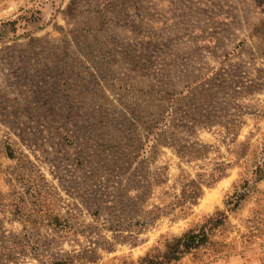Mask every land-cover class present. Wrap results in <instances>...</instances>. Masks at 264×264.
<instances>
[{"label": "rangeland", "instance_id": "rangeland-1", "mask_svg": "<svg viewBox=\"0 0 264 264\" xmlns=\"http://www.w3.org/2000/svg\"><path fill=\"white\" fill-rule=\"evenodd\" d=\"M264 167V0H0V264H136ZM218 244L264 264V178Z\"/></svg>", "mask_w": 264, "mask_h": 264}, {"label": "trees", "instance_id": "trees-1", "mask_svg": "<svg viewBox=\"0 0 264 264\" xmlns=\"http://www.w3.org/2000/svg\"><path fill=\"white\" fill-rule=\"evenodd\" d=\"M252 174H254L253 179L242 180L238 188L225 202V211H216L202 223L186 230L181 236L167 241L162 252L147 253L139 258L136 264H174L187 255L195 256L198 252L217 245L218 243L214 242L213 238L218 232L228 228L227 213L235 212L240 204L255 190L256 184L264 178V167H258ZM54 264L68 263L61 261Z\"/></svg>", "mask_w": 264, "mask_h": 264}]
</instances>
